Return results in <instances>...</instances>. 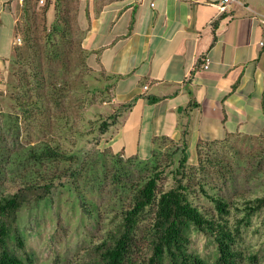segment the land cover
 Listing matches in <instances>:
<instances>
[{
	"label": "trees",
	"instance_id": "obj_1",
	"mask_svg": "<svg viewBox=\"0 0 264 264\" xmlns=\"http://www.w3.org/2000/svg\"><path fill=\"white\" fill-rule=\"evenodd\" d=\"M81 5L82 0H46L44 5L39 0L23 1L16 24V38L20 37L22 43L14 47L7 60L14 80L10 100L15 113L6 114L0 131H21V126L25 131H74L68 121L70 113L65 109L72 91H76L75 82L71 85L70 79L80 69L98 72L91 65V52L83 47L91 19L87 17L89 24L82 25ZM51 10L52 21L48 16ZM122 108L125 112L131 104ZM13 114L15 120H10ZM120 115L111 116L112 123L105 121L101 125L103 135L117 125ZM43 119L46 122L42 125L38 121ZM60 122L62 127L57 126ZM187 136L184 131L181 141L169 149L173 167L161 162V148L168 140L164 137L154 139L149 159L130 157L127 165L144 172L134 185H122L123 178H130L133 172L119 158L116 160L112 182L130 195V203L112 213L99 244L90 248L77 264H209L193 247V231L204 235L214 246L212 264L256 263L257 254L247 255L242 249V234L252 225L253 218L263 212L264 194L241 195L233 202L218 194L209 181L208 164L216 168V175L225 182L234 180L233 167L223 159L207 156L204 161L199 144L200 164L190 167ZM263 136L264 132L256 138ZM1 153L0 148V158ZM77 155L80 152L71 158ZM64 158L68 157L63 150L43 142L16 154L11 168L14 171L23 166L34 170ZM165 175L171 178L167 186L163 185ZM196 181L199 183L195 184ZM54 189V181L45 179L38 184L28 179L15 191L0 197V264H34L18 221L27 205L48 200ZM200 196L212 206L210 210L197 203ZM98 218L99 215L97 221Z\"/></svg>",
	"mask_w": 264,
	"mask_h": 264
},
{
	"label": "crops",
	"instance_id": "obj_2",
	"mask_svg": "<svg viewBox=\"0 0 264 264\" xmlns=\"http://www.w3.org/2000/svg\"><path fill=\"white\" fill-rule=\"evenodd\" d=\"M23 1L0 0V63L16 46ZM221 2L82 0L79 20L87 26L91 19L83 41L91 65L114 83L116 104H131L112 148L124 131H138L128 157L142 160L151 157L154 139L176 144L184 131L188 153L200 142L264 132V0H239L226 11ZM48 16L52 21L53 10Z\"/></svg>",
	"mask_w": 264,
	"mask_h": 264
},
{
	"label": "rangeland",
	"instance_id": "obj_3",
	"mask_svg": "<svg viewBox=\"0 0 264 264\" xmlns=\"http://www.w3.org/2000/svg\"><path fill=\"white\" fill-rule=\"evenodd\" d=\"M11 38L15 40L13 34ZM4 40L0 39V43ZM76 63L80 65L78 59ZM12 82L14 80L10 74L9 61H4L0 63L2 125L7 119V113H15L14 103L10 100ZM70 82L71 85L75 82L73 87L76 91H72L65 109L70 113L68 121L74 131H25L22 126L21 131H0V197L15 191L28 179L38 184H43L47 179L56 185L48 200L27 205L18 221L19 232L34 264H77L84 259L90 248L99 244L112 213L130 203V195L123 193L112 182L118 158L124 167L127 166L133 172L130 178H123V186L134 185L141 177L139 175L144 173L137 166L138 172L134 170V165H127L130 160L128 155L137 148L138 131H124L123 139L115 148L111 147V143L112 138L119 134L116 131L117 125L104 135L100 131L105 121L112 123L110 117H117L123 111L122 105L114 101V83L102 72L82 69L72 75ZM14 115L10 116V120H15ZM38 122L43 125L46 120ZM59 125L62 127L63 123ZM43 142L63 150L68 158L56 159L52 164L46 163L34 170L23 166L12 170L11 162L16 154L24 153L30 145ZM123 144L127 148L126 155L121 151ZM208 144L199 143L204 161L207 156L223 159L234 170V180L225 182L216 175V168L208 164L209 181L218 194L230 202L241 195L255 197L264 194V136L259 139L233 135L223 141L212 142V145ZM173 145L175 143H169L161 148L163 166L173 167L169 159V149ZM78 151L80 156L71 158L79 154ZM189 156L190 167H198V146L189 151ZM164 178L163 185L167 186L171 178L169 175ZM197 203L207 210L212 207L202 196ZM96 215H99V221ZM192 237L194 249L212 264L214 246L202 234L193 231ZM242 238L244 253L257 254L255 264H264V210L253 218L252 225L243 231Z\"/></svg>",
	"mask_w": 264,
	"mask_h": 264
},
{
	"label": "built area",
	"instance_id": "obj_4",
	"mask_svg": "<svg viewBox=\"0 0 264 264\" xmlns=\"http://www.w3.org/2000/svg\"><path fill=\"white\" fill-rule=\"evenodd\" d=\"M45 1H46V0H39V4H40V5H44ZM233 3H239V0H222L221 4H220L218 7H219V9H220L221 11H226V10L229 8V6H230L231 4H233ZM262 24H264V20H262ZM21 43H22V40H21L20 37H18V38L16 39V44H17V45H20ZM210 64H211V59H210V58H207V59L205 60V66H204V68H205L206 70H208V69L210 68Z\"/></svg>",
	"mask_w": 264,
	"mask_h": 264
}]
</instances>
